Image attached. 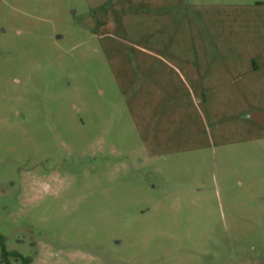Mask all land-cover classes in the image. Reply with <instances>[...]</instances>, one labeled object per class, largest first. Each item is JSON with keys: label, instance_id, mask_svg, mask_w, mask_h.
<instances>
[{"label": "rangeland", "instance_id": "374dc122", "mask_svg": "<svg viewBox=\"0 0 264 264\" xmlns=\"http://www.w3.org/2000/svg\"><path fill=\"white\" fill-rule=\"evenodd\" d=\"M252 111L264 0H0V264H264Z\"/></svg>", "mask_w": 264, "mask_h": 264}, {"label": "water", "instance_id": "95a60500", "mask_svg": "<svg viewBox=\"0 0 264 264\" xmlns=\"http://www.w3.org/2000/svg\"><path fill=\"white\" fill-rule=\"evenodd\" d=\"M249 117L257 121H263L264 113L259 111H252L251 113H249Z\"/></svg>", "mask_w": 264, "mask_h": 264}, {"label": "trees", "instance_id": "16d2710c", "mask_svg": "<svg viewBox=\"0 0 264 264\" xmlns=\"http://www.w3.org/2000/svg\"><path fill=\"white\" fill-rule=\"evenodd\" d=\"M3 252H5V249H3Z\"/></svg>", "mask_w": 264, "mask_h": 264}]
</instances>
